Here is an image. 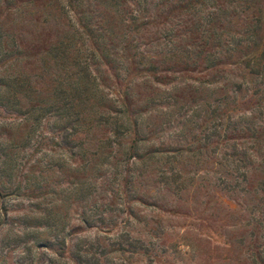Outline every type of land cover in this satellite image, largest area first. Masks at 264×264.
<instances>
[{
	"label": "rangeland",
	"instance_id": "1",
	"mask_svg": "<svg viewBox=\"0 0 264 264\" xmlns=\"http://www.w3.org/2000/svg\"><path fill=\"white\" fill-rule=\"evenodd\" d=\"M26 2L0 0V36L11 50L15 42L21 46V56L10 63L0 61V73L20 74L28 87L9 95V104L0 105V264H77L73 256L78 246L89 248L100 264H264V203L258 202L257 184L262 172L253 144L241 138L243 133L232 135L235 149L244 150L245 164L249 163L237 182L228 179L225 160L210 147L176 158L172 164L166 162V169L179 171L172 177L183 186L181 192L162 187L155 171L161 164L151 159L137 165L132 190L125 191L122 166L114 163L111 155L81 158L78 147L89 154L98 138L126 145L135 136L131 133L117 140L109 133V121L75 135L72 146L65 149L51 144V132L63 123L55 112L49 113V104L55 101L50 83L55 76L64 78L68 69L53 64L43 49L69 34L71 17L61 14L62 0ZM167 21L174 28L177 45L187 47L197 40L196 35L192 39L188 33L180 35L189 32L192 16L174 10ZM82 43L76 39L71 42L76 48H84L86 42ZM74 48L71 54L76 52ZM70 64L76 68L73 59ZM93 66L90 71L95 68L98 72V90L89 92L100 103L86 106L85 112L103 119L111 115L106 106L112 105L108 100L113 83L100 63ZM182 67L180 64L173 70ZM186 68L178 73L161 71L155 77L166 83L151 84L161 96L174 85L185 88L173 92L177 97L172 101L161 97L148 105L145 99L151 89L142 85L133 88L132 106L141 110L135 130L144 129L140 147L183 145L182 136L201 134L189 122L201 116L190 102L200 97L211 106L231 88L224 79L241 73L234 66H222L224 71L217 72L193 65ZM188 89L192 95L188 96ZM238 96L237 115L252 108L247 88L241 86ZM35 103L47 104L45 111L31 110ZM185 119L187 126H180ZM131 121L134 123L133 117ZM83 217L88 223L82 222Z\"/></svg>",
	"mask_w": 264,
	"mask_h": 264
},
{
	"label": "trees",
	"instance_id": "2",
	"mask_svg": "<svg viewBox=\"0 0 264 264\" xmlns=\"http://www.w3.org/2000/svg\"><path fill=\"white\" fill-rule=\"evenodd\" d=\"M26 1L31 3L33 0ZM60 9L64 18L71 17L70 23L67 21L69 34L43 49L47 53L45 57L52 60L53 64L57 63L62 69L70 71L63 75L64 78L55 76L50 83L55 101L49 104V113L55 112L56 118L63 123L50 134L53 146L65 149L71 145L75 135L91 130L95 124L106 125L109 121V133L117 140L131 133L135 136L126 145L112 140L115 144L113 150L109 148L112 142L107 141L108 137L98 138L99 141L89 154L82 146L78 147L77 153L81 158L91 155L108 158L111 155L114 163L122 166L121 184L125 191L128 188L132 190L133 178L137 177V165H143L151 159L161 164L155 171L160 175L162 187L181 192L183 186L180 187L172 177L179 171L173 167L166 169V162L172 164L176 158L210 147L213 152H220L225 160L228 179L237 182L240 175L246 173L249 163L245 164V151L235 149V136L232 135L234 132L243 133L245 137L241 138L250 139L253 144L257 166L262 172L257 182L261 195L258 202L264 203V0H62ZM174 10L192 16L189 32L185 30L180 34L185 36L188 33L191 39L197 37L187 47L175 43L174 28L168 24V14ZM67 13L70 15L67 16ZM74 39L81 46L82 42H86V46L76 48L71 44ZM6 45V40L0 36L2 63H10L13 58L21 56L18 42H15L13 50ZM73 48L76 52L71 54ZM71 59L75 61V69L71 68ZM98 63L104 67L106 77L113 83L112 97L108 100L113 106H106L111 115L103 119L95 113L90 115L85 112L86 106H98L100 103V99L98 101L95 94L89 92L91 89L98 90L95 84L98 72L95 68L93 73L90 71V66ZM180 64L182 68L173 70ZM189 65L215 68V72L224 71L220 68L222 66H234L241 73L224 79L231 88L212 101L211 106L200 97L190 102L193 111L201 112V116L188 120L201 134L187 138L182 136L183 145L161 144L147 149L140 147L138 143L143 141L141 133H144V129L141 132L135 130L136 115L141 110L132 106L130 99L133 88L142 85L151 89L145 99L148 105L161 101V97L172 101L177 97L174 93L185 88L174 85L172 92L165 91V95L161 96L156 93L160 91L152 88L151 84L164 85L166 82L160 81L155 75L166 70L171 73L187 71ZM234 78H238V82ZM241 86L249 91L252 108L237 115L235 111L240 105L238 92ZM24 87L28 90L20 74L11 76L0 73V105L9 104V95H14V92ZM192 93V89L187 90L188 96ZM45 105L32 104L31 110L45 111ZM203 105L208 107L203 108ZM234 116L236 119H233ZM186 120L180 126H187ZM204 130L210 132L204 134ZM185 133L190 135L189 130ZM239 170L242 171L238 173ZM87 220L86 217L82 218V222L88 223ZM100 254L106 256L105 252L101 251ZM73 259L77 264H100L98 256H94L85 246L75 249Z\"/></svg>",
	"mask_w": 264,
	"mask_h": 264
}]
</instances>
